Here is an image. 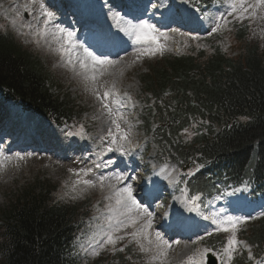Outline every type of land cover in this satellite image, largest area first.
Returning a JSON list of instances; mask_svg holds the SVG:
<instances>
[{"label":"trees","instance_id":"1","mask_svg":"<svg viewBox=\"0 0 264 264\" xmlns=\"http://www.w3.org/2000/svg\"><path fill=\"white\" fill-rule=\"evenodd\" d=\"M190 1L199 6L211 2ZM2 30L0 24V95L23 112L77 130L76 106L53 93L41 61ZM141 83L144 130L152 136L159 162L188 165L192 171L210 166L231 180L250 176L253 190L264 191V51L246 47L238 58L219 52L173 57L165 67L149 69ZM186 177L181 180L187 185L180 186L189 193L209 195L214 189L205 171ZM54 190L41 175L14 180L4 189L0 264H79L74 245L85 229L88 209ZM244 235L252 259L243 252L236 264L264 255V217ZM93 264L131 263L106 256Z\"/></svg>","mask_w":264,"mask_h":264},{"label":"rangeland","instance_id":"2","mask_svg":"<svg viewBox=\"0 0 264 264\" xmlns=\"http://www.w3.org/2000/svg\"><path fill=\"white\" fill-rule=\"evenodd\" d=\"M59 0H36L30 10L26 9L24 6L30 3V0H0V20L5 21V28L3 33L6 36L13 38L22 49H27L31 51L34 56H36L42 63L43 69L50 73L52 81L50 82L53 87L52 91L55 94L62 96H68L77 108L82 110V115L80 118V126L83 125L84 130L89 128L91 133L76 136L77 138L71 139L70 136L63 130L57 129L55 126L47 124L43 119L36 117L34 115H28L22 111H18L16 108L9 105L7 102H3L0 99V106L3 109L4 117L9 112L12 113L11 119L16 122L15 129H36L38 130L40 136L43 139L48 140L52 143H60L64 146V153L57 152L55 156L49 154H41L33 151V147L29 148L27 151H13L9 148V140H0V151H2L6 156L12 159L5 162L4 167H0V210L4 205L3 196L4 189H8L14 180H23L25 178H32L36 175H41L55 184H58L57 192L61 194V197L68 198L70 203L75 202L81 207H90L92 211V217L88 220L86 228L83 232L81 239L76 245L74 253L76 254L80 264H92L101 254H109L111 256L118 257L120 254H124L133 264H148L149 257L151 253H142L139 251L138 246L135 243H128L130 237H126L125 240L120 241L116 248L124 247V251H113L112 246H107L101 251L99 256H91L90 252L93 247H95L96 241L100 239V228H107L106 217L108 212L106 205L108 203L104 197L108 194V189L105 188L101 190L99 184L95 187H87L84 184H75L78 179H91L96 180L98 175L94 174L93 171L87 176L81 174V176H76L73 174L74 171H79L80 169L91 168L88 162L92 164L103 163L106 160H114L115 163L110 167H101L105 171L104 175L112 171L119 170L117 165H123L125 168L132 172V176L135 179H130L127 183H132L134 195L142 203L149 207V210L153 212V226L150 231H160L161 226L166 222L167 219L172 218L178 226L183 227L191 239H170L179 240V245H173V249L169 252V260L171 264H182L186 260L187 256L191 255L196 249H203L200 237L206 238V233L212 231L213 234H220L225 238V244L227 241V233L220 232L216 233L214 231L215 225L211 223V220L204 219L205 216H211L214 213H219L220 215L227 213V204L224 200H216L213 203L207 204L204 209L205 211L201 214H197L193 218L187 212V207L181 202L179 196H174L175 184L172 187L169 185L167 188H162L160 185L164 183L167 173L161 172V166H159L153 159L154 154L151 148L148 147V151L143 150L145 142L147 145L149 141L143 133L141 132L140 126V113L141 110L138 105L132 103V106H128L127 98L123 97V93H128L129 96L135 95L140 88L141 75L147 72V69L157 67L164 64L171 57L170 54L180 49L185 50V47L191 48L195 46L198 42V47H203L204 45H221L223 51L228 56L235 57L244 44L240 45L236 42L231 34L230 24L236 23L241 24L244 21H248L249 29L253 31L252 37L257 39L264 30V19H260L261 15L257 10L258 15L256 18H245L243 20L235 19V14L233 16H227L230 11L229 4L227 0H221L217 11L212 15L208 12L204 17V27L206 28V34L200 37H191L184 35L186 33H180L175 31L176 34L180 36L179 38L173 37V40L168 37L167 40L161 39V43L165 45V50L163 54L157 53L156 55H145L137 59L135 49L137 46L132 45L129 50L125 51L118 59L119 64L115 69H110V72H114L115 75L105 76L101 79V83L107 82V86H111V82L115 80L116 88L121 93V98L126 101L127 106L121 108L120 110L125 114L128 121L134 126V140L135 143L139 145L135 151L130 152L127 155H121L118 152H108L104 156H100V151L102 146H106L108 141L105 140L103 145L101 144V137L106 136L108 127L110 126L109 118L107 114L102 110L100 102L96 99L95 95L91 90V85L86 87L85 82L81 77L77 76L75 72L67 67L64 62L60 59L59 55L54 50L56 45L48 38V42L41 40L39 44L35 42L34 37L31 35V29L26 27L28 24H32L34 27L41 26L40 22L43 17H40L38 6L39 3H43L45 7H54L56 2ZM81 1V0H80ZM88 1V0H83ZM65 2V1H64ZM252 2V0H249ZM180 0H160V6L162 9L166 10V16L171 14H176L177 9H173V5H179ZM61 11L55 9L60 14L62 11L66 14L65 19L68 20L67 15L71 16V12H75V7L68 5L67 2L64 4L60 2ZM105 1L100 2V16L103 17V7ZM65 6V7H63ZM50 11H54L49 8ZM185 11V10H183ZM210 13V15H209ZM190 12H185V18L188 17ZM195 17L196 15L193 14ZM221 15L227 16L230 22L225 28L219 32L212 33V29L220 21ZM210 16V18H209ZM220 16V17H219ZM247 16V14H246ZM26 17V18H25ZM183 19L182 16L177 17L174 22H180ZM235 20V21H234ZM87 22V21H86ZM54 23H56L54 21ZM262 26L259 27V26ZM51 27V25H50ZM163 33L166 34V31ZM211 33V34H210ZM264 34V33H263ZM167 36V35H166ZM127 37V36H126ZM127 40L131 41L128 37ZM79 43L87 47L86 43L82 39H78ZM195 42V43H194ZM181 44V45H180ZM128 54V55H127ZM123 69L121 74L120 69ZM102 92L103 89H100ZM0 113L1 110H0ZM2 118V117H1ZM0 118V119H1ZM6 119V118H5ZM138 121V123H137ZM2 122H0L1 125ZM89 127L85 125H89ZM126 127V125H122ZM11 133V132H10ZM3 134V133H2ZM145 140H144V139ZM71 150V151H69ZM83 151V155L80 151ZM52 154L55 153V149H50ZM16 153H20L25 156L24 160L15 159ZM27 153H32L33 155L28 156ZM79 153V159L77 154ZM66 157L70 159L65 160ZM168 169L169 167L166 166ZM72 169L73 171H69ZM133 170V171H132ZM120 171V170H119ZM114 183V181H113ZM75 184V190H73V185ZM67 188L68 191H65ZM145 195V199L141 200V196ZM236 198L239 194H233ZM182 198V197H181ZM153 201V204L151 202ZM256 209L264 208V202L260 203ZM255 208L254 213H255ZM246 210L249 211L248 208ZM257 211V210H256ZM171 216V217H170ZM196 219V220H195ZM205 223L211 225L207 227ZM200 226L201 228H196ZM247 225V224H246ZM242 225V227L246 226ZM128 229L126 231H131ZM202 231L200 234H195L198 231ZM162 233V232H161ZM163 234V233H162ZM195 234V235H194ZM194 235V236H192ZM238 237V233H237ZM166 239V238H165ZM239 239V238H238ZM221 252V251H220ZM215 253L218 264H221L219 253ZM205 259V258H204ZM159 264V262H156Z\"/></svg>","mask_w":264,"mask_h":264},{"label":"snow or ice","instance_id":"3","mask_svg":"<svg viewBox=\"0 0 264 264\" xmlns=\"http://www.w3.org/2000/svg\"><path fill=\"white\" fill-rule=\"evenodd\" d=\"M35 2L36 0H30V3L24 7L30 10L32 4ZM227 2L230 8L227 16H233L235 14V19L237 20L256 18L258 15L257 10L260 13H264V0H252V2H249V0H227ZM38 10L40 17H43V20L40 22L41 26L34 27L32 24L26 25V27L31 29V35L34 37L35 42L37 44L41 40L48 42V38H51V41L56 45L54 50L60 59L77 76L81 77L86 87L89 84L91 85L93 94L109 118L110 126L108 127L107 134L100 138L102 145L105 140L108 143L106 146L101 147L99 155L102 157L108 152H118L121 155H127L135 151L139 145L134 140V126L120 110L126 107L127 104L121 98V93L116 88L115 80L111 82L110 87L107 86V82L101 83L103 77L115 75L114 72H110V69H115L119 61L105 54H97L89 47H85L79 43L74 30L63 27L59 23H54L56 19L55 14L45 7L43 3H39ZM227 16L221 15L219 18L221 22L215 25L212 33L221 31L230 23ZM112 19L115 21L119 31L124 33L133 45L140 46L135 49L137 59L145 55L163 54L165 45L160 41L161 39L167 40L168 37L165 33L160 32L155 24L150 23L147 19H139L137 22L126 20L119 12L113 13ZM260 19H264V15H261ZM173 31H176V29H173ZM120 72L121 74L123 73L122 68ZM100 89H103V91L101 92ZM123 97L127 98V102H131L132 98L128 93H123ZM122 125H126V127ZM187 131L185 129V132ZM83 133L84 127L81 125L77 133H69V135H82ZM27 155L31 156L33 154L27 153ZM10 159L12 158L0 151V167H4L5 162ZM15 159L24 160L25 156L16 153ZM114 163V160L109 159L103 161L102 164H95L94 167H110ZM200 167H203V165H198L197 170ZM69 171L73 170L70 169ZM92 171V168L80 169L79 171H74L73 174L78 177L81 174L87 176ZM161 172H166V178L170 177L171 182L174 184L183 182L187 185V180L182 181L181 176L194 175L192 170H189L187 173H181L175 166L171 169L167 167L161 168ZM173 173H176V175H173ZM130 179L134 180L135 177H130L125 171L117 170L107 175L101 174L95 181L91 179H78L75 181V184H84L87 187H95L99 184L101 190L108 189V194L104 197L108 201L106 205L107 212L109 213L106 217L107 228H100V233H98L100 239L96 241L95 247L92 248L90 255L93 257L99 256L101 251L107 246H112L113 251L118 250L123 252L124 247L117 249L116 245L120 241L125 240L126 237H130L128 243H135L142 253H151L148 264H156V262H159V264H171L169 252L173 249V245H179L180 241H169L165 239L160 231H150L153 226L154 214L146 204L136 198L133 184L127 183ZM75 184L73 185V190H75ZM180 191L183 195V203L188 210L192 212L198 211L201 196L199 194L189 195L187 186L181 188ZM261 217H264V211H260L257 215H220L219 213H214L211 216L204 217L206 220H211V223L215 225L214 231L216 233L224 232L228 234L226 244L219 253L221 264H232L235 254L241 247L248 250L249 259H252L249 245L239 240L237 233L240 231L242 225H246L249 221ZM128 229L132 230L126 231ZM206 235L211 236L213 232L208 231ZM200 239L204 240L205 237L202 236ZM210 251L212 249L209 247L196 249L191 255L187 256L182 264H204V257Z\"/></svg>","mask_w":264,"mask_h":264},{"label":"bare ground","instance_id":"4","mask_svg":"<svg viewBox=\"0 0 264 264\" xmlns=\"http://www.w3.org/2000/svg\"><path fill=\"white\" fill-rule=\"evenodd\" d=\"M62 1H66V0H62ZM63 7H64V6H63ZM84 20H85V22H86V21L89 20V18H86V19H85V17H84ZM127 55H128V54H127ZM122 56H123V55H122Z\"/></svg>","mask_w":264,"mask_h":264},{"label":"water","instance_id":"5","mask_svg":"<svg viewBox=\"0 0 264 264\" xmlns=\"http://www.w3.org/2000/svg\"><path fill=\"white\" fill-rule=\"evenodd\" d=\"M208 259H209V262H211L212 264H214L213 260L210 257H208Z\"/></svg>","mask_w":264,"mask_h":264}]
</instances>
